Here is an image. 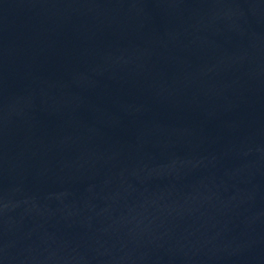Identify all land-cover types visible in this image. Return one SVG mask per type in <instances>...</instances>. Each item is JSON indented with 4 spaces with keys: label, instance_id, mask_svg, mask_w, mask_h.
I'll return each mask as SVG.
<instances>
[{
    "label": "water",
    "instance_id": "obj_1",
    "mask_svg": "<svg viewBox=\"0 0 264 264\" xmlns=\"http://www.w3.org/2000/svg\"><path fill=\"white\" fill-rule=\"evenodd\" d=\"M264 26V0H0V148Z\"/></svg>",
    "mask_w": 264,
    "mask_h": 264
}]
</instances>
